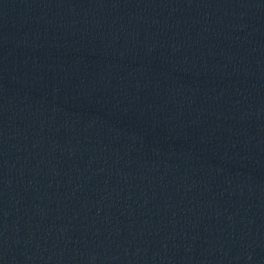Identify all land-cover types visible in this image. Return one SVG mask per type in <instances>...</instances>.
<instances>
[{"label": "water", "instance_id": "95a60500", "mask_svg": "<svg viewBox=\"0 0 264 264\" xmlns=\"http://www.w3.org/2000/svg\"><path fill=\"white\" fill-rule=\"evenodd\" d=\"M0 264H264V116L144 130L1 172Z\"/></svg>", "mask_w": 264, "mask_h": 264}]
</instances>
